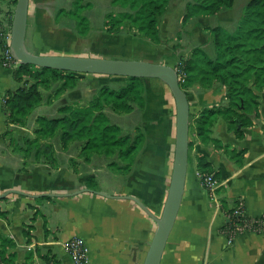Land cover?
<instances>
[{"label": "crops", "instance_id": "crops-1", "mask_svg": "<svg viewBox=\"0 0 264 264\" xmlns=\"http://www.w3.org/2000/svg\"><path fill=\"white\" fill-rule=\"evenodd\" d=\"M32 2L33 0H30L26 47L29 50V46L33 53L54 54L56 52L42 51L39 43L47 32H51L49 30L53 31L59 24L53 14H47L45 0H36V10L31 16ZM13 10L12 0H0V17L7 15L11 18ZM221 12L217 14L219 20L222 18ZM189 22L187 27L178 28L181 36L190 35L192 29L193 37L196 32L201 31L197 26L200 24L198 19L192 18ZM170 26L171 20L167 15L163 16L160 30L164 40L174 34ZM113 36L121 38L119 34ZM208 39L213 50L212 39ZM186 49L183 45L177 52L172 53L170 61L165 60L162 63L175 66L180 59L188 55ZM109 52H112V49ZM110 54L76 53L82 56L121 59L118 55ZM78 75L88 81L91 85L89 90L93 92L87 96L85 86L77 85L73 91L68 89L59 96L62 98L60 103L85 104L97 95L101 85L121 83L120 77L117 76ZM145 80L154 83L157 79ZM16 86L12 72L0 64V195L12 189L35 195L69 194L91 189L110 195L104 197L82 192L75 196L45 199L10 194L5 200H0V209L7 215L6 218L0 217V232L16 244L17 262H25L30 255L31 264L34 261L42 264L46 257L54 259L55 264H73L65 244L69 239L78 237L87 248L88 264H143L156 223L137 203L122 196H133L155 216L160 215L171 176V169L169 172L167 165V158L170 157L168 151L174 152L175 144L173 97L167 102L164 112L155 111V105L150 106L154 99H150L149 105L148 87L145 86L147 113L144 114L143 121L146 122L147 132L151 131V128L164 125L165 141L153 134L149 135L148 132L130 171L122 173L109 167V161L102 156L93 155L88 161L84 160L78 143L70 144L66 149H62L59 142L55 144L54 165L43 160L25 159L22 152L14 151L9 145L8 137H3L7 125L1 105L4 92ZM186 94L191 112L198 113L205 107L223 106L226 101L224 88L220 85L204 90L194 84L186 90ZM48 101L49 103H42L37 108L47 106L52 110L48 115L57 117V108L61 105L58 98L49 97ZM259 102V117L244 131L242 139H237L234 133L228 130L222 117L212 126L211 137L220 140L222 144H231L236 150L245 151L240 165L213 144H203L197 137L190 135L193 145L189 148L183 197L160 264H264V230L241 231L229 244L223 233L226 214L220 202V199L225 200V208L230 209L235 200L240 199L247 216H264V91ZM109 110L112 109L105 108L108 116ZM36 112L29 115L24 127L9 126L11 135L18 143H22L24 136L32 137L35 119L45 116ZM132 112L127 113L128 116ZM198 156H204L213 173L219 175L216 178L219 183L215 190L216 198H213L202 184L197 166ZM92 184L95 187H92ZM34 212H37V216L33 220ZM44 218L47 221V235L43 232ZM28 224L34 226L30 243H27L22 234L24 225ZM29 245L34 247L31 252L27 251Z\"/></svg>", "mask_w": 264, "mask_h": 264}, {"label": "trees", "instance_id": "trees-1", "mask_svg": "<svg viewBox=\"0 0 264 264\" xmlns=\"http://www.w3.org/2000/svg\"><path fill=\"white\" fill-rule=\"evenodd\" d=\"M172 1L111 0V4L119 6L120 11L106 14L104 31L117 35L127 28L135 38L162 44L164 40L161 37L160 24L163 16L172 10ZM234 1L188 0L181 16V24L185 25L195 17L214 16L222 10L230 9ZM14 3L16 4V0ZM89 6L90 3L84 0H73L71 10L61 11L77 19L82 36L88 33L89 22L81 15V11ZM208 30L212 34L215 55L212 57L201 47H194L173 67L181 77L180 85L183 90L194 84L204 90L214 85L224 88L225 104L201 109L195 116L193 125L190 123V135L197 137L203 144H213L240 165L245 151L236 150L229 143L222 144L220 140L211 137V132L214 122L222 117L228 130L237 139H242L244 131L259 117V101L264 91V0H248L232 32H226L221 26L210 27ZM11 72L17 86L4 92L1 106L7 125L3 137H8L9 145L14 151L22 152L25 159L43 160L54 165L53 141L57 139L62 149L78 143L81 147L80 153L86 161L93 155H99L111 159L108 165L115 171H130L145 135L141 130H137L134 135L125 134L118 124L110 120L105 108L110 107L117 113H131L136 107H145V79L126 78V84L117 88L104 85L84 105L76 102L64 104L58 108V116L54 118L38 116L32 130L33 136H24L20 144L11 135L9 126L26 125L32 111L44 102L40 88L48 89L52 82L61 81L55 92V96H58L64 90L73 89L80 75L20 63ZM192 145L193 141L190 139L189 148ZM197 166L201 174L212 173L215 178L219 177L218 173H213L204 156L197 157ZM91 186L95 187L94 184ZM220 202L226 214L223 228L225 235L236 231L264 230V216H247L240 199L235 200L230 209L225 208V200L220 199ZM6 216V212L0 209V217ZM36 216L37 212H34L33 220ZM33 228L32 224L23 227L22 234L27 243L31 242ZM43 232L48 234L45 218ZM15 248L16 244L0 232V264H31L30 255L25 262L18 263ZM46 260L49 258L46 257Z\"/></svg>", "mask_w": 264, "mask_h": 264}, {"label": "rangeland", "instance_id": "rangeland-1", "mask_svg": "<svg viewBox=\"0 0 264 264\" xmlns=\"http://www.w3.org/2000/svg\"><path fill=\"white\" fill-rule=\"evenodd\" d=\"M187 1L188 0L172 1L171 3L172 10L166 15L171 20L170 28H172L174 34H172L171 38H167L166 40L163 39L164 43L158 45V44H153L148 40H144L140 38L138 39L133 37L129 33V30L127 28L124 29V31H122L119 34L121 35V38L119 36L120 40L117 38V36H113L104 32L103 31L104 28H102V25L105 20L106 14H108L109 12L116 13L120 11V7L112 5L111 0H84V2L90 3V6L88 8H85L81 11V15H84L89 22V30L86 36H82L80 34V28L78 26L77 19L66 15L64 12L61 13V11L68 12L69 10L72 9L73 0H45V9L47 11V14L48 15L53 14V17L58 22L59 26L58 25L55 26V28H53V31L49 30L51 32H47L46 36L41 38L39 44L41 45L40 47L42 51L56 52L54 53V55L62 54V55L72 56V55H76L77 52H81L82 54L89 53L93 55H103L105 53L108 54L111 53L110 55L112 56L118 55L119 58L121 59L143 60L149 62L158 61L159 63H162V61L165 60L170 61V56L172 55V53L177 52V49L183 47V45L185 48H187L186 50L188 51V54L191 51V49H193L194 47H201L208 55L213 57L215 55V48L212 50L210 46L211 42L209 41V39L207 40V38L212 39V34L210 30H208V28L214 27L215 25L219 24L218 26H221L226 32L229 33L232 32L235 29L238 19L242 14L244 5L248 0H235L229 12H226V10L228 9L222 10L220 14L222 18L220 20L217 17V14L219 12L216 15L211 16L216 18L195 17V19H198V21L200 22V24L197 26L199 30L201 29V31L196 32L194 37H193L194 35L193 29L190 35L185 34V36H181V32L178 30V28L182 26L187 27V24L190 23L189 21H191L190 19L185 25H182L180 20L181 15L184 13V7ZM35 2L36 0H33L30 8V10L32 11L31 16L33 11L36 10ZM12 3H13V7L15 8L14 0H12ZM224 22L227 23L224 24ZM204 30L206 32H203ZM28 48L31 51L29 46ZM111 49L113 53L109 52ZM179 62L180 60L178 61L177 64H179ZM82 75H87V74H82ZM120 80L121 83L116 82L115 85L114 82H111L109 84L101 85L100 88L104 85H107L110 88H117L120 86H124L126 84V78L120 77ZM144 81L146 83L145 86L148 87L149 95L148 94L147 95L149 96V105H150V99L153 98L154 102H152L150 106L155 105V111L164 112L163 109L167 106V102L171 101L172 99V95L168 87L166 86V84H164L162 81L158 79L155 80L156 82L154 83L151 81L148 82V80H144ZM61 83H62L61 81H54L51 83L50 88L48 89L40 88L44 100L43 104L49 103L48 102L49 97H56L59 100V104H61L60 106L64 105L60 103V100L62 98L59 96L63 92H65V90L62 91L61 94H59L58 96H55V92L57 91ZM77 85L85 86L84 87L85 90L88 91L87 96L93 92V90H89L91 89L90 87L91 85H89L88 81L85 80L84 77L80 76L78 78ZM77 85L76 87H74L75 89L78 87ZM70 90L73 91V89ZM77 103L84 105L83 103L80 102ZM135 109L136 110L132 112V114H129L130 116H128L127 113L126 114L116 113V112L112 113L111 112L112 110L111 111L109 110V116L111 118L110 120L114 123L116 122V124L117 122H119L118 124H120V127L122 128L125 134L134 135L137 130H141L144 133V135H146L149 132V135L153 134L154 136H158L159 138H162V140L165 141V131H164L165 126L161 124L160 127H154L153 129L151 128V131L147 132V128H146L147 125L145 124L146 122L143 121L144 114L147 113V110L145 109V107L143 108L136 107ZM36 111H38V114L45 115L50 118L56 117L53 116L52 114L48 115L49 111L52 110H50V108L47 106H41L40 108H35L32 111V114L37 113ZM196 115L197 112L195 111L191 112L190 123L192 125L194 123V118ZM58 142L59 141L55 139L53 141V146ZM168 152L170 157L167 158V165L169 169L168 171L170 172V169L172 168L173 151L170 150ZM107 160L110 161L111 159H107ZM120 163L122 164L121 161Z\"/></svg>", "mask_w": 264, "mask_h": 264}, {"label": "water", "instance_id": "water-1", "mask_svg": "<svg viewBox=\"0 0 264 264\" xmlns=\"http://www.w3.org/2000/svg\"><path fill=\"white\" fill-rule=\"evenodd\" d=\"M29 5L30 0H16L13 10L10 50L18 63L64 70L77 74L158 79L168 87L175 103V144L171 176L161 214L158 217L155 216L141 201L133 196H122L137 203L155 221L156 229L143 264H160L181 205L189 161L190 103L186 92L181 88L177 70L168 64L143 60L33 53L27 49L25 44ZM82 192H91L100 196L110 197L106 193L91 189H83L69 194L47 193L42 195L29 194L12 189L2 193L0 200L10 194H18L29 198H58L75 196Z\"/></svg>", "mask_w": 264, "mask_h": 264}, {"label": "built area", "instance_id": "built-area-1", "mask_svg": "<svg viewBox=\"0 0 264 264\" xmlns=\"http://www.w3.org/2000/svg\"><path fill=\"white\" fill-rule=\"evenodd\" d=\"M11 21L7 15H3L0 17V64L3 68L12 70L14 67L17 66L18 61L14 57L13 53L10 50V41H11ZM179 80L181 77L179 76ZM201 181L204 188L208 191V193L213 197L216 198L215 190L218 188L219 183L217 179L213 176L212 173H205L201 174ZM243 205V203L241 204ZM241 215H244L240 212ZM237 234V231L231 234H227V242L229 244L232 243L233 238ZM33 246L29 245L27 247V251H33ZM65 248L67 253L70 255L73 264H88L87 259V248L82 241V239L78 237H73L69 239L66 244ZM33 264H38V262L34 261ZM42 264H55L54 259L45 260Z\"/></svg>", "mask_w": 264, "mask_h": 264}]
</instances>
